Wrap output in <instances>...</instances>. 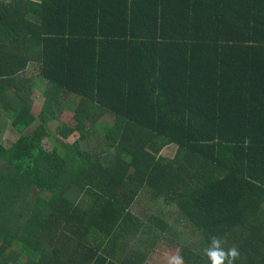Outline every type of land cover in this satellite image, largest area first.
I'll return each instance as SVG.
<instances>
[{"label":"trees","instance_id":"obj_1","mask_svg":"<svg viewBox=\"0 0 264 264\" xmlns=\"http://www.w3.org/2000/svg\"><path fill=\"white\" fill-rule=\"evenodd\" d=\"M0 110V264H207L212 235L264 264V0H0Z\"/></svg>","mask_w":264,"mask_h":264},{"label":"rangeland","instance_id":"obj_2","mask_svg":"<svg viewBox=\"0 0 264 264\" xmlns=\"http://www.w3.org/2000/svg\"><path fill=\"white\" fill-rule=\"evenodd\" d=\"M2 1H7V0H2ZM27 72H29V75L30 74L35 75L36 70L32 66V67L28 68ZM26 75L28 76V73H26ZM49 97H50V92H49L48 88L46 90H44L41 88L40 85H38L34 89V92L31 96L33 104H32L31 109H30L31 114L34 117L38 116L44 100L49 98ZM67 103H72V102H71V100H70V102L61 100L60 103H58L56 106H54V110L58 113L55 115V117L57 119L46 124L45 128L47 129L50 136L60 140L63 143L76 145V143H75L76 140H74V139H77V137H78L76 133H74L73 135L71 134L70 137H68L67 135L63 137L64 134L58 133L59 132L58 129H61L62 126H64V125L67 126V129H70L75 125V122H72L70 120V117H71L70 107ZM0 113H1V118H0V145L4 148H7L10 144H12L17 139V135L15 134V132H13V130L10 126V123L12 120V114L9 112H5L3 110H0ZM94 129H95V133L92 134L91 136L87 137L88 139H87L86 149H93L94 147L103 148L102 147L103 142L101 141L102 136H103L102 131H101V127L96 126ZM72 138H74V139H72ZM173 152H174V148L172 147L171 149H169V151H167V153L164 152L163 156H165V155L170 156V153L172 154ZM80 153L86 155L85 152L83 153V150L81 148H80ZM158 208L163 209L164 210L163 212H169V211L171 213L173 212V211H171L172 209H168L167 207L163 206V204L160 203L159 200L151 204L148 201V199L145 198V196H141L139 203L135 202L132 205V212H134L135 214H139L142 211H143V213H145V212L150 211V209L158 210ZM172 218H173V216L170 217L169 219H167L168 222L172 221L171 220ZM170 228H171L170 230L173 232L172 239L174 237H176L177 233L179 234L180 238H183V236L187 233V231L184 232L181 229L179 223L178 224H172L170 226ZM19 250H18V252L20 253V255H28V253L26 251L24 253L23 251H21V249H19ZM175 252H178V248H176L173 244H170L167 240H162L159 242V244L156 247H154V249H152V252H150L148 254L147 258L143 261L142 264H166L165 257L168 254L175 253Z\"/></svg>","mask_w":264,"mask_h":264},{"label":"clouds","instance_id":"obj_3","mask_svg":"<svg viewBox=\"0 0 264 264\" xmlns=\"http://www.w3.org/2000/svg\"><path fill=\"white\" fill-rule=\"evenodd\" d=\"M227 241L219 236L212 235L203 248V255L207 264H235L241 253L235 246H226ZM166 264H185L184 256L180 252L170 253L166 257Z\"/></svg>","mask_w":264,"mask_h":264},{"label":"crops","instance_id":"obj_4","mask_svg":"<svg viewBox=\"0 0 264 264\" xmlns=\"http://www.w3.org/2000/svg\"><path fill=\"white\" fill-rule=\"evenodd\" d=\"M75 138V137H74ZM74 138H72V139H74ZM74 140H76V139H74ZM165 152V150H163L162 152H161V154L163 155V153Z\"/></svg>","mask_w":264,"mask_h":264}]
</instances>
